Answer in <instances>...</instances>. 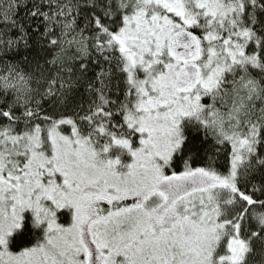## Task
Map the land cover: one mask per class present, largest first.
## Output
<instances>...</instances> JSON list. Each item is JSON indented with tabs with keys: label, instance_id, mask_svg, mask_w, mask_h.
<instances>
[{
	"label": "snow or ice",
	"instance_id": "6c2138e0",
	"mask_svg": "<svg viewBox=\"0 0 264 264\" xmlns=\"http://www.w3.org/2000/svg\"><path fill=\"white\" fill-rule=\"evenodd\" d=\"M0 264H264V0H0Z\"/></svg>",
	"mask_w": 264,
	"mask_h": 264
}]
</instances>
